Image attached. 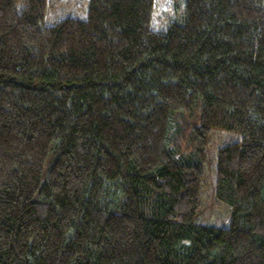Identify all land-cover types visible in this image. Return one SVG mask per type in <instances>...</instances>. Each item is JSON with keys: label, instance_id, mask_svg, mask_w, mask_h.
I'll list each match as a JSON object with an SVG mask.
<instances>
[{"label": "trees", "instance_id": "16d2710c", "mask_svg": "<svg viewBox=\"0 0 264 264\" xmlns=\"http://www.w3.org/2000/svg\"><path fill=\"white\" fill-rule=\"evenodd\" d=\"M54 1L0 0V264H264V0Z\"/></svg>", "mask_w": 264, "mask_h": 264}, {"label": "rangeland", "instance_id": "374dc122", "mask_svg": "<svg viewBox=\"0 0 264 264\" xmlns=\"http://www.w3.org/2000/svg\"><path fill=\"white\" fill-rule=\"evenodd\" d=\"M177 0H155L153 24L164 27L175 18ZM88 0H55L47 13V22L56 21L63 16L86 15ZM235 133L213 131L208 147L207 165L204 183L201 190V206L198 212V222L205 224L227 225L230 218V207L216 198L215 195V155L222 144L237 138Z\"/></svg>", "mask_w": 264, "mask_h": 264}]
</instances>
